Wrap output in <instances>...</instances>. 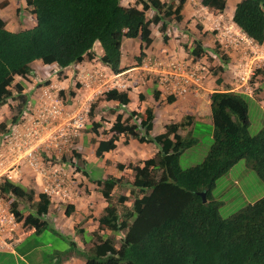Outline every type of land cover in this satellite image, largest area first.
<instances>
[{
	"label": "trees",
	"instance_id": "trees-1",
	"mask_svg": "<svg viewBox=\"0 0 264 264\" xmlns=\"http://www.w3.org/2000/svg\"><path fill=\"white\" fill-rule=\"evenodd\" d=\"M174 1L136 0V5L126 7L121 0H25L36 22L18 31L7 29L0 17V106L9 98L16 100V105L11 107L14 113L10 123L20 121L28 102L23 83L14 84L15 76L30 74L34 61L56 64L63 69L82 61L85 55L92 57L91 51L99 42L103 51L100 62L117 74L122 71L124 38L141 40L137 63L144 56V46L152 41L151 23H160L159 31L167 41L165 18L173 16L176 22L181 21L186 0H178L175 7ZM200 3L218 12L226 7V0H200ZM149 9L155 11L152 18L145 14ZM233 11L232 21L247 37L262 44L264 0H240ZM203 50L201 42L194 40L190 54L199 57ZM261 73L264 75V69ZM158 95L156 91L154 97ZM104 96L121 106L131 100L127 91L116 88L107 90ZM139 97L144 99L142 94ZM172 100L173 96H169V101ZM210 108L212 143L203 160L187 168L180 166V155L197 144L198 139L192 136L191 130L184 137L179 129L190 125V116L181 122L166 124L163 132L151 135L154 126L151 107L132 111L126 118L121 113L116 115L108 130L109 136L96 141V157L114 150L122 135L139 143H152L157 151L153 157L143 160L142 165L128 164L132 178L126 182L135 195L123 213L111 202V191L120 178L107 176L96 180L107 202L96 219L99 228L115 233L124 231V235L116 247L114 239L103 234L96 237L92 231L89 250L76 249L85 264H264V195L227 218L219 214L221 202L212 195L217 179L241 159L264 182V129L255 135L249 133L244 94L214 91L210 94ZM89 115L94 117V106L90 107ZM131 117L137 122L130 123ZM101 126L100 122L93 121L90 131L99 136ZM9 131L6 123L1 122L0 134ZM117 166L126 175L124 164ZM203 191L205 203L199 195ZM0 192L14 197L10 208L16 221L22 223L26 236L40 234L49 227L43 218L50 206L45 193L39 192L33 201V190L27 191L8 178L0 184ZM16 199L33 202L34 212L24 214L18 209ZM127 199L120 196L118 201L123 203ZM73 209L68 204L65 215L69 216ZM71 245L75 247L74 242Z\"/></svg>",
	"mask_w": 264,
	"mask_h": 264
},
{
	"label": "rangeland",
	"instance_id": "rangeland-1",
	"mask_svg": "<svg viewBox=\"0 0 264 264\" xmlns=\"http://www.w3.org/2000/svg\"><path fill=\"white\" fill-rule=\"evenodd\" d=\"M135 1L121 0V4L126 7L134 6L136 5ZM161 1L168 2L169 0ZM238 1L240 0H226V8L222 12H217L203 8L200 0H186L181 10L183 15L181 21L176 22L173 16L165 18L167 26L164 34L167 36V41L163 40V33L159 31L160 23L150 24L152 41L149 45L144 46V51H150L151 49L156 52L166 51L167 49L178 51L181 50L180 46L185 45L187 48L191 42L192 46H194L193 40L197 39L202 43L204 48L203 60L209 65L211 71L222 75L223 72L218 71V68H222L223 63L226 65L224 61L226 59L230 70H232L228 74L230 78L235 79L239 68L251 63L254 64L258 58H261L259 62L264 60V47H260L259 50L252 48V44L242 37L243 35L239 28L232 22L231 12ZM177 3L178 0L174 1V7ZM137 7L141 9L142 6L138 5ZM145 14L147 18H152L155 11L149 9L145 11ZM0 17L4 19L6 28L11 31H18L35 25L34 14L31 12V7L27 6L25 0H0ZM140 43L141 40L139 38L125 39L123 47L124 64L130 65L136 62L139 56ZM91 52L92 57L85 55L82 61L75 62L62 70L55 64L44 65L40 60H36L31 64V73L25 77L15 76L14 84L22 82L25 87L24 91L35 89L36 92H40L42 88H48L52 93V96H47L50 102L49 107L57 103V106L60 108L62 106L66 107V110L69 111L70 116L60 123V127L64 128L63 130L59 129L60 127H55L56 122H48V124L45 122L42 129L41 127L39 129L42 139L37 138L34 140L33 146L37 148V156L44 164H48V162L64 163L72 187L71 198L84 197L76 201L79 205V211L73 215V221L80 220L79 223L76 222V228L85 226L88 230L96 233V237L99 234H103L101 236L104 237L109 236L114 239L115 245L119 247L124 231L115 233L107 228L101 229L98 226L96 219L100 215L102 208L98 199H102V195L100 193L101 186L96 184V180L107 176L120 178L118 184L111 191V202L115 204L119 213H123L125 206H131L135 195L132 187L126 182L132 178L129 173L131 169L127 167L128 164L139 163L142 165L143 160L155 155L157 147L152 143H139L132 137L122 135L114 150L103 154L101 157H96L94 154L96 146L94 144H97L96 141L100 138L109 136L108 130L117 114L121 113L126 118L132 111H144L146 107H150L149 103L153 104L151 108L154 109V101L157 103L155 107L159 111L153 128L154 134L163 131V122L165 120L170 121L173 112L181 114V120H185V116L189 114L186 111H181L180 104L172 105L168 94H162V98L160 96L154 97V77L149 73L147 77L144 75L140 76L138 73L135 80L131 76H121L126 83L121 81V79L119 82L121 84L128 83L130 86L127 90L131 100L127 105L121 106L115 101L106 100L103 92L108 87L109 77L104 76L107 71L99 64L101 49L95 44ZM142 58L144 59V57ZM148 58L153 63L154 60L151 57ZM155 58L161 59L157 56ZM260 69L257 68L254 71L251 81L259 82V87L262 86V91H264V75L258 71ZM96 70H98V75L91 77ZM228 74H225V76ZM128 78L130 80L133 78L132 82ZM140 94L144 96V99H140ZM245 98L248 106V130L251 135H255L264 129V94L261 92L258 98L248 96H245ZM51 99L54 100L52 101ZM14 105H16V100L10 99L7 100L6 104L0 106V123H6L7 128L10 126L9 120L14 113L11 108ZM91 106H94V117H91L88 112ZM164 114H168V116L164 117ZM209 116L207 113L204 118L207 119ZM191 118L193 117H190V120ZM73 119L82 120L81 125L79 126L78 123L74 124ZM93 121H98L102 124L99 128V136L90 131V125ZM134 122H137V120L131 117L130 123ZM38 124L40 125V123ZM13 129L14 127L12 126L11 130H9L12 131ZM191 130L192 136L196 137L198 142L196 145L187 148L180 155L179 163L182 168L200 163L212 143V139L209 138L210 127L208 124L196 122ZM180 133L185 137L188 131L184 128ZM6 134L8 133L0 134V151L3 152L4 156L16 154L18 145L5 140L4 135ZM75 154H79L80 157H76ZM12 162L13 160L10 163ZM119 163L124 164L126 175H123L118 169L117 165ZM13 166L16 168L17 173L8 172L9 178L14 183L26 188L27 191L33 190V201H35L43 183L41 176L25 161L16 162ZM4 176L7 177L6 175ZM212 195L221 202L219 214L222 218H227L246 204L253 203L262 197L264 195V182L247 165L246 160L241 159L227 173L217 179ZM1 196L8 207H10L14 197ZM120 196H127L128 199L123 203H119ZM16 200L18 208L22 209L24 214L34 212L35 206L33 202L25 199ZM68 201H61L58 205L50 203L49 208L53 209L54 213L58 212V210L65 211ZM103 203L104 200L101 201V206ZM85 207H87V210H85ZM84 213L87 215L81 218L79 214ZM50 214L52 215V212ZM63 231L51 225L49 229L43 230L42 234L38 236L32 235V238H35L38 241V245H40L39 250L44 253L47 252L45 264H51L48 263V256L60 259L65 257L66 252L69 251L68 248L71 245L69 233ZM89 234H87V238L90 237L89 239L92 241V236H89ZM88 248H90V245ZM8 261L10 264H29L27 261L24 263L18 259L12 260V262ZM32 264L39 263L33 262Z\"/></svg>",
	"mask_w": 264,
	"mask_h": 264
},
{
	"label": "crops",
	"instance_id": "crops-1",
	"mask_svg": "<svg viewBox=\"0 0 264 264\" xmlns=\"http://www.w3.org/2000/svg\"><path fill=\"white\" fill-rule=\"evenodd\" d=\"M231 14H232V12H231ZM127 40H131V39H127ZM124 41H125V39L123 40V43H122L121 66H123V68H125V69L123 72L120 73V75L118 77L127 75V76L134 77V80H135L136 79L135 77H137L138 73L140 74V76L144 75L145 77H147L148 72H146L144 70V68H145L144 62L146 61V58H148V57L155 58L157 56L159 58H165L166 59L169 57L181 56V55L186 54V52H184L185 48L183 46H180L181 50H178V51H172L170 49H167L166 51L164 50V51L156 52V51H153L151 49L150 51L146 50L148 52L144 51L145 56H144V59H142V62L140 64L137 65L135 62L134 64L127 65V64H124V62H123ZM98 44L99 43H97V45ZM101 54H102V51H101ZM99 64H101V63L99 62ZM101 66L106 69L107 74L111 72L106 66H104L102 64H101ZM96 71H98V70H96ZM228 73H229V71L226 69L223 72V74L221 75V79H222V81L220 83L221 86L229 85L230 81L227 78V76H225V74H228ZM217 77L218 76H212L211 75V78L208 80L207 85H206L207 89L200 91L196 95L190 94V95H186L185 97H176V98H174V100L171 103L172 105H175L177 103L180 104L181 111L182 112L186 111L187 114H189V115H191V117H193L192 123L189 127H186V131L191 130V128H193L194 123L204 122V123L208 124L210 127L209 138H211V139H212V121H211L209 96H210V93L214 90V88L212 86H215L218 84L216 82ZM132 80H133V78L130 80V82H132ZM259 92H262V94H264L263 93L264 91H261V89L259 90ZM159 96H160V98H162L161 93ZM31 98L36 99L33 104L38 103V101L40 99L39 94L37 92H34L31 95ZM32 99L30 101L31 103L33 102ZM110 101H112V100H110ZM155 105H157V103L154 101V109H153L155 111L154 126H155V123L157 120V116L159 115V111H157V108L155 107ZM149 106L153 107V104L149 103ZM63 108H64V113L62 115L66 119L68 116H70V113L68 110H66V107H63ZM65 111H66V113H65ZM207 113L210 116H209V118L205 119L204 117H205V115H207ZM180 115L181 114H179L178 112H173L171 114L170 121L165 120L163 122V124L165 125L166 123H169V122L181 121L182 116H180ZM163 116L166 117V116H168V114H164ZM151 135H155L153 133V131H152ZM83 198L84 197H72L67 202L68 204H72L74 206V209L69 216L65 215L64 210L63 211L58 210V212L56 211L54 213L53 209H50V208L48 210V213L44 216V219L49 223V227L52 225L54 227L60 228V231L64 230L63 232L69 233L68 235L70 238V244H71V242H74V244H75V247L70 245V247L68 248L69 251L66 252L65 257H61L60 259H56L55 257L50 258L48 256V258H49L48 263H51V264H85L84 257L80 256L76 252V248H78L82 251H85L88 249L89 245L91 244V241L89 238H87V234H89V232H91L92 230H88L87 227H85V226H78L76 228L75 224H76V222L79 223L80 220L79 221L78 220L73 221V219H74L73 215L77 214L79 211V205L76 203V201L79 199L81 200ZM102 200H104L103 197H102V199H98V202L100 203V207H102L100 210V213L103 211L104 207L107 204L106 201L104 200V203L101 206ZM85 210H87V207H85ZM51 212H52V215L50 214ZM85 215H87V214H85V213L79 214V216L81 218H83ZM50 218H52V220H50ZM49 227H48V229H49ZM40 234H42V233H40ZM40 234H37V236ZM6 241L8 244L6 246H4L2 249H0V264H10L8 260H10L12 262V260H15V259L21 260L24 263H26V261H27V263H29V264H32L33 262L39 263V264H45L47 252L44 253L43 251L39 250L40 245H38V241L35 238H32V235L26 236L24 234V229H23L21 223L16 222L15 224H13L10 227L9 233L6 235ZM31 258H32V260H31Z\"/></svg>",
	"mask_w": 264,
	"mask_h": 264
},
{
	"label": "clouds",
	"instance_id": "clouds-1",
	"mask_svg": "<svg viewBox=\"0 0 264 264\" xmlns=\"http://www.w3.org/2000/svg\"><path fill=\"white\" fill-rule=\"evenodd\" d=\"M201 4V3H200ZM236 5V4H235ZM201 6L203 7V8H207V7H204L202 4H201ZM226 8V7H225ZM234 8H235V6H234ZM208 9V8H207ZM209 10H211V9H209ZM214 11V10H213ZM218 12V11H217ZM234 12V11H233ZM2 18V17H1ZM3 19V18H2ZM231 19H232V17H231ZM4 20V19H3ZM35 22H36V20H35ZM233 22V21H232ZM234 23V22H233ZM235 24V23H234ZM235 26L237 27V28H239L236 24H235ZM239 30H240V28H239ZM240 32H241V34L243 35H245V33H243L241 30H240ZM246 36V35H245ZM247 37V36H246ZM247 38H249V37H247ZM124 39H135V38H124ZM123 39V40H124ZM249 39H251V38H249ZM194 40H197V39H194ZM194 40H193V43H194ZM252 41H254L253 39H251ZM255 42V41H254ZM97 43H99V42H96L95 44H97ZM122 43H123V41H122ZM221 43V42H220ZM256 43V42H255ZM100 44V43H99ZM98 44V46L100 47V49H101V51H102V48H101V45H99ZM202 44V43H201ZM258 44V43H257ZM140 45H141V43H140ZM140 45H139V55H140ZM260 47H264V42L262 43V44H258ZM184 48H185V51L184 52H186V54L185 55H181V56H177V57H170V58H164L163 60H162V58L161 59H158V58H153V57H151V59L152 60H154L153 61V63H152V61L150 60V58H147L146 59V61L144 62V65H145V68H144V70L146 71V72H148L149 74H151L153 77H154V83H153V85H154V93L156 92V91H158L159 92V95H160V93L161 94H168V98H169V96H173V100H174V98H176V97H183V96H186V95H190V94H192V95H196L197 93H199L200 91H203V90H205V89H207V82H208V80L211 78V75L212 76H218L217 78H216V82L218 83L217 85H215V86H212L213 88H214V90L212 91V92H214V91H232V92H236V93H239V94H244L245 96H248V97H252V98H258L259 97V94L261 93V92H259V90L261 89V91H262V86H260L259 87V82H252L251 80H252V76L254 75H252L251 76V79H250V82H249V84H250V87H251V91L249 92V93H247V92H244L243 90H244V88L243 87H240L239 85H240V75L246 70V69H248V66L250 65H246V66H244V67H241V68H239V71H238V73H237V76H236V78L234 79V78H230V76H229V74L227 75V78L229 79V85H224V86H221V81H222V79H221V75H219V74H217V72H212L211 71V68H209V65L208 64H206L205 62H204V60H203V55H201V56H199V57H195V56H192L191 54H190V49L193 47L192 46V42H191V44L186 48V46L184 45L183 46ZM143 51H144V49H143ZM102 53H103V51H102ZM210 53L212 54V52L210 51ZM204 54V53H203ZM102 55V54H101ZM213 55V54H212ZM144 56H145V52H144ZM143 56V57H144ZM121 58H122V45H121ZM143 59V58H142ZM142 59H141V62H142ZM169 61V63L167 64V62ZM225 61V63H226V65L223 63L222 64V68H218V71H221V72H224L226 69L229 71V72H231L232 70H230V66H229V64H228V62H227V60L225 59L224 60ZM35 62V61H34ZM41 62V61H40ZM100 62V61H99ZM140 62V63H141ZM42 63V62H41ZM101 63V62H100ZM140 63H137V60H136V64L138 65V64H140ZM43 64V63H42ZM102 64V63H101ZM56 65V64H55ZM103 65V64H102ZM105 66V65H104ZM110 71H111V69L108 67V66H106ZM122 67V71L121 72H123L124 71V69L125 68H123V66H121ZM67 68V67H66ZM104 68V67H103ZM259 68H261L260 69V72H261V70L262 69H264V63H263V65L262 66H260ZM258 68V69H259ZM63 69H65V68H63ZM179 70V71H181V70H184V72H186L190 77L194 74V79L193 80H189V84H188V86H187V88H186V90L185 91H182V90H180V88L179 87H177L175 90H174V88L173 87H175V86H173L172 84H170V83H166V84H162V83H160V74H166V73H169V72H171V71H175V70ZM62 70V69H61ZM104 70H105V68H104ZM257 70V69H256ZM259 71V70H258ZM121 72H119V73H117V74H115V73H113L112 71L110 72V73H108V74H106V73H104V76L105 77H109L108 78V81H109V84H108V87L107 88H105V90H104V92H106L107 90H109V89H112V88H116V89H118V90H120V91H127L128 92V90H127V88L128 87H130L129 86V84H124V86H123V84H121L120 82H119V80L121 79V81H123L122 80V78L120 77H118L119 75H120V73ZM98 71H95L94 72V74H92L91 75V77H96L98 74ZM106 74V75H105ZM117 77V78H116ZM195 79H198L197 81L195 80ZM220 80V81H219ZM123 82H125V81H123ZM116 83H120L121 85H118V84H116ZM126 83V82H125ZM111 84H114L112 87H109ZM177 86V85H176ZM225 87H227V88H225ZM243 89V90H242ZM25 90V89H24ZM25 93H26V95H27V99H28V102H27V105H26V108L24 109V111H23V114L21 115V117H20V121L17 123V124H11V123H9L10 124V126L8 127L10 130H11V127L13 126L14 128L18 125V124H20V123H22V122H24V121H26L27 120V117H29L30 115H34V114H36L37 112H38V110H40V108H41V104H45V105H47V110H48V112L52 115V117H50L49 118V122H56L57 124L55 125V127L57 126V127H60V123L61 122H63L64 121V116L62 115L63 113H64V108H63V106H62V108H60L59 106H57L56 104L57 103H54V104H52V106L51 107H49V99L47 98V93L45 94V92H48L51 96H52V93L48 90V88H42L41 90H40V92H37L38 94H39V101H38V103H35V104H33L34 103V101L36 100V99H32L31 98V95L34 93V92H36V90L34 89V90H32V89H30L29 91L27 90V91H24ZM28 92H30V93H28ZM104 92H103V95H104ZM211 92V93H212ZM210 93V94H211ZM129 94V93H128ZM158 95V96H159ZM105 97V96H104ZM33 100V102L31 103L30 101H31V99ZM209 98H210V96H209ZM8 100H10V98L8 99ZM52 101L54 100V99H51ZM172 100V101H173ZM110 101V100H109ZM171 101V102H172ZM116 102V101H115ZM118 103V102H117ZM57 106V108L56 109H58V113H54L53 112V110L55 109V107L54 106ZM147 108V107H146ZM153 109V108H152ZM32 111V112H31ZM89 112V111H88ZM153 112H154V110H153ZM210 112H211V108H210ZM189 116V115H188ZM154 117H155V113H154ZM191 117V116H190ZM67 119V118H66ZM182 121V120H181ZM181 121H179V122H181ZM212 121V120H211ZM81 122H82V120H79V121H77V120H75V119H73V123L74 124H79V126L81 125ZM47 123V122H46ZM169 123H171V122H169ZM169 123H166V124H169ZM191 123H192V118H191V120H190V125H191ZM153 124H154V119H153ZM165 124V125H166ZM165 125H164V128H163V131L165 130ZM190 125H188V126H186V127H189ZM154 127V126H153ZM185 127V128H186ZM59 129H62V127H60ZM64 129V128H63ZM62 129V130H63ZM184 128H180L179 129V133H180V131L181 130H183ZM61 131V130H60ZM153 131V130H152ZM163 131H161V132H163ZM11 132V131H10ZM10 132H7V133H9L10 134ZM160 132V133H161ZM191 132H192V130H191ZM152 133V132H151ZM159 134V133H158ZM181 134V133H180ZM7 135V134H6ZM156 135V134H155ZM182 135V134H181ZM4 138H5V135H4ZM118 142V141H117ZM196 145V144H195ZM94 146H96V144H94ZM96 148V147H95ZM105 153H107V152H105ZM104 153V154H105ZM5 178H8V177H3V179H2V181H4V179ZM8 179H10L11 180V178H8ZM2 181H1V183H2ZM70 181V180H69ZM0 183V184H1ZM40 192H41V190H40ZM0 194H1V192H0ZM71 194H72V192H71ZM2 195V194H1ZM70 198H71V195H70ZM69 198V199H70ZM50 199V198H49ZM3 200H4V198H3ZM5 201V200H4ZM66 201H68V199L66 200ZM61 202V201H60ZM60 202H55V201H53V200H51L50 199V203L51 204H53V203H55L56 205L57 204H60ZM63 202V201H62ZM5 203H6V201H5ZM6 205H7V203H6ZM68 205V204H67ZM67 207V206H66ZM7 208H8V211H9V213L11 214V216H12V221H13V223L11 224H8L7 226H6V228H5V231H3V232H0V249H2L4 246H6L8 243H7V241H6V235L9 233V230H10V227L13 225V224H15L16 222H18V221H16V219H15V217H14V214L12 213V211H11V208L10 207H8V205H7ZM19 209V208H18ZM20 210H22V209H20ZM49 210V209H48ZM66 210V209H65ZM23 211V210H22ZM44 218V217H43ZM18 223H21V222H18ZM22 224V223H21ZM49 224V223H48ZM72 246V245H71ZM117 247V246H116ZM77 249V248H76ZM87 250H89V248L87 249ZM87 250H85L86 252H87Z\"/></svg>",
	"mask_w": 264,
	"mask_h": 264
},
{
	"label": "built area",
	"instance_id": "built-area-1",
	"mask_svg": "<svg viewBox=\"0 0 264 264\" xmlns=\"http://www.w3.org/2000/svg\"><path fill=\"white\" fill-rule=\"evenodd\" d=\"M248 43L252 44V48L259 50L260 46L247 38L244 34L242 36ZM260 57V56H258ZM261 58L255 60L254 64H250L248 69H246L240 75V87L244 88V92L249 93L251 91L250 79L254 74L257 68H259L263 63L259 62ZM264 59V58H263ZM194 79V74L190 77L184 70L171 71L166 74H160V83L172 84L174 90L179 87L180 90L185 91L189 80ZM196 81L198 79H195ZM121 85L120 83H116ZM114 84H111L109 87H112ZM177 85V86H176ZM124 86V84H123ZM50 95L48 92L45 94ZM54 113H58L57 106H54ZM47 105L41 104L40 110L34 115L27 117V120L18 124L11 132L5 135V140L8 142H14L18 145V152L16 154L4 156L3 152L0 151V183L2 177L6 175L10 177L9 173H17L16 168H14V163L25 161L33 170L37 172L38 175L42 178V187L41 192L45 193L51 200L55 202L66 201L70 198L72 187L65 170V164H58L48 162L43 163L42 160L37 156V148L34 145V140L41 138L39 129L45 122L48 124V120L52 115L47 110ZM40 123V125L38 124ZM13 160L12 163H10ZM12 224V216L8 211L7 205L3 200V197L0 194V232L5 231V228L8 224Z\"/></svg>",
	"mask_w": 264,
	"mask_h": 264
},
{
	"label": "water",
	"instance_id": "water-1",
	"mask_svg": "<svg viewBox=\"0 0 264 264\" xmlns=\"http://www.w3.org/2000/svg\"><path fill=\"white\" fill-rule=\"evenodd\" d=\"M199 195L202 197V201L205 203L207 201L206 193L204 191L203 192H199Z\"/></svg>",
	"mask_w": 264,
	"mask_h": 264
}]
</instances>
